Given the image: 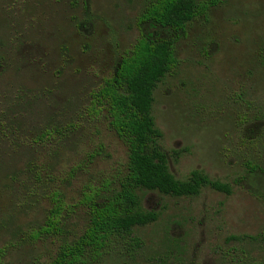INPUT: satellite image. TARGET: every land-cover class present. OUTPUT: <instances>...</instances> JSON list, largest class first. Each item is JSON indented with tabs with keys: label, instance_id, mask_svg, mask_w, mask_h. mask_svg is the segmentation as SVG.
Wrapping results in <instances>:
<instances>
[{
	"label": "rangeland",
	"instance_id": "rangeland-1",
	"mask_svg": "<svg viewBox=\"0 0 264 264\" xmlns=\"http://www.w3.org/2000/svg\"><path fill=\"white\" fill-rule=\"evenodd\" d=\"M155 1L0 0V264H52L88 228L89 196L104 202L121 190L128 146L92 95ZM174 54L176 68L154 90L159 146L177 180L198 171L228 192L136 189L156 221L81 264H264V189L247 179L264 170V0H216ZM56 194L61 231L36 240Z\"/></svg>",
	"mask_w": 264,
	"mask_h": 264
},
{
	"label": "trees",
	"instance_id": "trees-1",
	"mask_svg": "<svg viewBox=\"0 0 264 264\" xmlns=\"http://www.w3.org/2000/svg\"><path fill=\"white\" fill-rule=\"evenodd\" d=\"M215 4L216 0L208 5L196 0H156L140 16V38L122 57L114 75L93 93L91 102L95 110L108 112L111 127L128 146L126 179L121 190L104 202L89 196L88 228L76 242L62 246L52 264H81L86 252L100 253L114 237L129 236L135 227L156 221V214L142 211L136 189L175 197L197 196L207 186L228 192L226 185L198 171L184 181L171 174L167 155L159 146L162 132L152 114L157 84L177 66L175 43L189 22ZM247 179L248 187L256 193L264 189V170L260 167L251 168ZM54 202L44 227L34 235L36 240L61 231L64 206L59 194Z\"/></svg>",
	"mask_w": 264,
	"mask_h": 264
}]
</instances>
